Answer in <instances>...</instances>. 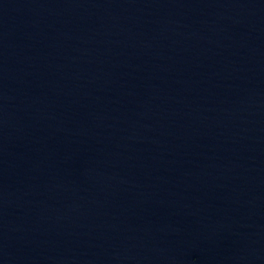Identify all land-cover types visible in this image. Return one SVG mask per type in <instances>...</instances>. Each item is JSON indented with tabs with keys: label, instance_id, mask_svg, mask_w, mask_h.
<instances>
[{
	"label": "water",
	"instance_id": "1",
	"mask_svg": "<svg viewBox=\"0 0 264 264\" xmlns=\"http://www.w3.org/2000/svg\"><path fill=\"white\" fill-rule=\"evenodd\" d=\"M0 264H264V0H0Z\"/></svg>",
	"mask_w": 264,
	"mask_h": 264
}]
</instances>
